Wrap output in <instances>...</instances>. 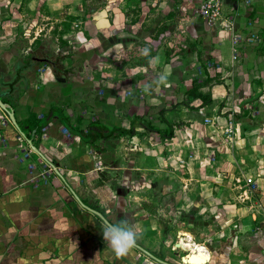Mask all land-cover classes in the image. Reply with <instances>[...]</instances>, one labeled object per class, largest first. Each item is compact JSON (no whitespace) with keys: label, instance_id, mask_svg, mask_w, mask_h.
Masks as SVG:
<instances>
[{"label":"crops","instance_id":"0c3cea01","mask_svg":"<svg viewBox=\"0 0 264 264\" xmlns=\"http://www.w3.org/2000/svg\"><path fill=\"white\" fill-rule=\"evenodd\" d=\"M41 5L43 19L70 22L61 34L25 23ZM195 39L220 79L201 88L208 102L188 91ZM177 49L185 56L167 61ZM0 97L63 177L42 176L45 161L0 108V264H128L77 198L113 224L142 221V205L128 202L161 192L174 199L179 185V193L197 186L210 210L231 212L219 220L247 229L250 244L233 255L264 264V0H224L223 20L213 25L193 13L191 0H0ZM31 113L40 120L33 130ZM149 114L173 136L131 122ZM94 119L102 134H133L90 143L73 132ZM189 153L186 168L179 160ZM245 177L258 189L246 191Z\"/></svg>","mask_w":264,"mask_h":264},{"label":"rangeland","instance_id":"374dc122","mask_svg":"<svg viewBox=\"0 0 264 264\" xmlns=\"http://www.w3.org/2000/svg\"><path fill=\"white\" fill-rule=\"evenodd\" d=\"M10 6H12L11 3L6 5L8 11ZM34 13L35 15H30L29 13L25 16V23L30 24L32 31L38 25H41V27L52 26L53 30L56 32L60 30L59 33L61 34L70 24L69 22L65 26L67 21H59L61 20L59 18L58 20L51 18L49 21L43 19V15L46 13L44 5H41ZM60 34L58 35L59 38L61 37ZM186 41L188 40L186 39ZM65 42L63 40V43ZM191 45L193 46L191 53L193 56H196L197 64L190 69V75L188 74L190 79L201 82V80L203 81L206 78L207 74H211L212 76L217 74L215 67H212V63L209 61L211 58L203 53L199 41L196 39L192 40ZM175 56L180 57L185 56V54L179 49L169 51L167 52V61H171ZM213 64L215 65V63ZM133 88L136 89L135 87ZM151 117L150 114L147 117L148 119L143 118V115H134L131 117L134 118L131 119V122L134 125L135 121H143L146 127L154 128L149 119ZM94 121L97 120L94 119ZM182 190V186H177L176 197L174 199H171L172 197L169 196V193L161 192L159 196H155L156 202L151 197H148L144 201L133 203L134 205H130L132 202H128L129 208L131 209H135L139 205H142L143 208L142 221H129L126 218L139 234L137 244L170 264H190L188 262V259L191 257L189 250L179 246L180 239L187 238L193 244L203 247L207 251L209 255L205 262L206 264H219L222 262L219 259L223 255L228 256V258L223 259L224 264H243L241 263L243 261L241 259H244V256L233 254L235 250L243 252L249 249L248 230L240 226L226 227V223H223L219 218H224V216L232 218V213L226 210H223V213L210 210L205 200L206 198H203L199 194L197 186L193 185L187 193H179ZM137 212L131 211V213ZM138 214L141 213L139 212ZM176 244H178V247ZM181 256H183L184 263L180 260ZM126 260L128 264H159L137 248L132 249Z\"/></svg>","mask_w":264,"mask_h":264},{"label":"trees","instance_id":"16d2710c","mask_svg":"<svg viewBox=\"0 0 264 264\" xmlns=\"http://www.w3.org/2000/svg\"><path fill=\"white\" fill-rule=\"evenodd\" d=\"M212 64V66L214 65L213 61L209 60ZM217 77V78H216ZM220 81V79L218 78L217 74H214L213 76L210 75H206V78L201 81V82H197L196 80H192V85L190 88V92L194 93L197 97H200L202 99L203 102H208L210 101V93L209 92H202L201 88L204 87L205 85H210L212 83H218ZM161 119L163 120L162 116ZM39 119H37V117L35 116L34 113H31L28 118H26V123L29 126V130H33L36 126H38L39 124ZM140 124H142V122H139ZM20 130L26 135L27 132H25V130H22V126L20 125V123H18ZM101 125L98 124L97 121H93L90 123V125L85 129H76L73 132L78 135L83 141L86 142H90L93 143L97 138H103V139H107V138H114L117 137L121 134H133V128H128V129H123L121 127H113L111 130H106L105 132L102 134L103 131L98 130V128ZM146 129L150 130V131H154L156 133H159L161 135V137H172L173 136V131L170 130L168 133H162L159 129H155L152 127H147ZM136 131H134L135 133ZM36 133L33 135V137H35ZM32 137V138H33ZM34 146H37V144H34ZM95 209V208H94ZM111 222V221H110ZM112 223V222H111ZM113 224V223H112Z\"/></svg>","mask_w":264,"mask_h":264},{"label":"built area","instance_id":"2783aa9c","mask_svg":"<svg viewBox=\"0 0 264 264\" xmlns=\"http://www.w3.org/2000/svg\"><path fill=\"white\" fill-rule=\"evenodd\" d=\"M193 3V13L198 16L200 19H202L204 22H206L209 25H213L217 22H220L223 20V1L224 0H191ZM225 20L227 21L225 26L231 27L232 21L229 17H226ZM236 53V52H235ZM211 119H207L206 121H210ZM232 122L229 120L227 122V126L223 130V135L226 137H231L232 134ZM193 160V155L188 154L186 158H181L179 160V164L181 166H184L186 168H189L190 161ZM46 164V163H45ZM46 171H44L43 175L49 176V175H55L56 173L54 170L46 164ZM246 191L253 192L256 189H258L257 182L252 177H245Z\"/></svg>","mask_w":264,"mask_h":264},{"label":"clouds","instance_id":"9594fccd","mask_svg":"<svg viewBox=\"0 0 264 264\" xmlns=\"http://www.w3.org/2000/svg\"><path fill=\"white\" fill-rule=\"evenodd\" d=\"M142 54L147 55L148 50L143 49ZM160 80L165 81L166 76H161ZM102 235L106 245L117 258L129 255L139 239V234L127 219H122L114 224H105Z\"/></svg>","mask_w":264,"mask_h":264},{"label":"water","instance_id":"95a60500","mask_svg":"<svg viewBox=\"0 0 264 264\" xmlns=\"http://www.w3.org/2000/svg\"><path fill=\"white\" fill-rule=\"evenodd\" d=\"M0 108L7 113V115L10 118L12 124L17 128V130H19L20 134H22L26 138L27 143L29 144L31 149L34 152H36L37 154H39L41 156V158L45 161V163L48 164L60 178H63L62 174L57 169V167L52 162H50L47 158H45V156L41 152H39L37 147L32 144V138H27L26 135L20 130L19 125L16 122L14 114H13V108L8 103L3 102L1 100V97H0ZM75 197L77 198V196H75ZM77 200L86 210H88V211L92 212L93 214H95L104 224H109V223L112 224L100 211H98V210H96V209H94V208H92L90 206L85 205L82 201L79 200V198H77ZM176 245H178V244H176ZM135 248L139 249L140 251L145 253L147 256H149L150 258H152L153 260H155L159 264H170V263H168V262H166L164 260H161L160 258L156 257L154 254H152L151 252H149L148 250L144 249L143 247H141L138 244H136ZM180 260L181 261L183 260V256L180 257Z\"/></svg>","mask_w":264,"mask_h":264},{"label":"bare ground","instance_id":"6f19581e","mask_svg":"<svg viewBox=\"0 0 264 264\" xmlns=\"http://www.w3.org/2000/svg\"><path fill=\"white\" fill-rule=\"evenodd\" d=\"M178 247V245H176ZM179 246L183 249L189 250L191 254L190 264H204L207 261L208 254L203 247L192 244L190 240L180 239ZM184 263V260H182Z\"/></svg>","mask_w":264,"mask_h":264}]
</instances>
